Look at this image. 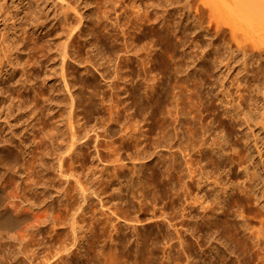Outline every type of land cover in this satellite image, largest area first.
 <instances>
[{
    "label": "rangeland",
    "instance_id": "374dc122",
    "mask_svg": "<svg viewBox=\"0 0 264 264\" xmlns=\"http://www.w3.org/2000/svg\"><path fill=\"white\" fill-rule=\"evenodd\" d=\"M160 1L65 0L67 4L64 7L55 0H0V142L4 140L6 145L14 143L12 147L18 149L19 153L14 166L4 167L0 163V264H260L261 261L264 264V194H261L264 188V154L261 158L256 148L257 142L264 153V75L259 74V69L264 68V55L255 65L249 61V74L246 71L240 72L244 66L243 55L234 53L233 58L226 48H222L225 53L222 49V53L216 50L210 45L211 36L205 34L203 28L197 27L199 20L194 6L202 3L200 0H172L174 3L162 0L163 7ZM195 1L200 2L197 4ZM221 3L220 15L234 21L237 16L231 13L233 9L228 4ZM173 7L175 14L171 10ZM145 8L149 11H145ZM35 9L45 19L47 27L38 30L40 37H29L19 45L22 32H33L34 23L30 18L35 16ZM31 11L33 14L29 16ZM159 11L165 15L162 16ZM63 13L68 16L65 24L59 21ZM164 16L168 20L163 19ZM109 18L113 21H109ZM133 19L136 20L133 22ZM143 19L149 22L146 20V23ZM205 19L207 23L208 17ZM168 23L176 32L183 30L182 27L185 26L192 27V30L198 29L197 32L202 35L201 41L199 38L195 39L194 35L188 37L176 32H171V35L170 32H164V35L161 30ZM255 23L258 24L257 28L256 24L252 28L247 27V32H264V18L260 23ZM207 25L208 23L204 24L206 27ZM261 26V29L258 28ZM72 29L73 44L70 40V56L67 58L65 73L76 98L75 104L78 105L74 107L77 111L73 112V124L80 136L86 137L81 142L89 141L90 144L80 147L82 150L79 148L72 151L77 152L76 155L71 152L65 157L68 162H63L66 164L63 169L69 176L61 177L56 152L67 149L69 136L64 132L69 131L67 106L71 103V96L62 81L63 74L54 53L64 40V33ZM29 35L31 34L27 33ZM186 43L188 45L185 47ZM19 46L23 48L20 58ZM170 47L171 50L173 47L174 49L170 51ZM194 48H199L200 53ZM214 53H220L221 56L224 54L225 57H222L225 62L218 63L214 76H211V65L207 64L206 67H210L207 70L204 61L212 60L211 64L215 66L216 63H213L214 59L210 56ZM47 58L51 60L47 62ZM20 59L24 64H18ZM53 66L58 68L54 75L51 74ZM238 78L241 80L237 81ZM257 82L260 87L254 86ZM20 85L26 87L17 90ZM252 96H255L254 100H251ZM245 98L246 104L237 107L241 99ZM232 99L235 100V108L229 102ZM251 101H256L254 106ZM175 105L177 106L174 107ZM10 107L13 108L12 112ZM223 109L231 111L230 116L241 109L250 111L253 119L251 128L240 125L241 117H234L232 120L238 122V126L231 133L227 122L232 117L224 116L225 114H221L222 118L216 117L219 111H225ZM167 110L172 112H169L170 118ZM163 114L164 118L161 117ZM171 115H174L173 118ZM114 121H118L117 124ZM108 122L120 125L119 128L116 127L120 131L115 129V134L108 135ZM12 130L16 132L12 133ZM247 131L249 135L245 134ZM253 131L256 137H252ZM243 134L248 136V147L253 155L249 170L229 163L237 146H245L247 149V145L240 144L243 143L241 141L239 143V135ZM55 135L57 138L54 139ZM61 138L63 141H60ZM95 138L101 140H98L100 144ZM219 140L223 142L225 155L218 149ZM3 143L1 142L0 147ZM170 143L171 146L174 145L173 149L170 148ZM198 144L203 148L208 146L204 149L208 148L207 151L218 155L224 166L221 165L218 170V166L209 164L206 160L198 162L197 158L203 155L201 150H204ZM181 149L185 156H193L189 157L195 160L193 169L196 171L193 175L196 183H200L189 191L190 194L187 193L184 182L188 178L192 180L187 166L184 175L177 171L178 168L174 170L173 178L168 175V167L171 165L169 154L177 150L180 156ZM207 151L204 152L209 153ZM119 152L128 156L130 154L138 168L129 164L130 161L117 162ZM180 157L181 161L185 158L182 155ZM235 166L237 169L233 174L231 167ZM254 168L260 171L262 179H259V185L254 184V195L219 194L224 191L223 187L248 184L246 176L255 172ZM181 175L182 178H179ZM132 183L135 185L132 186ZM172 185L174 189L176 187L175 192L180 194H171L169 186ZM81 187L86 191L82 192ZM65 189H68L67 192ZM213 189L214 194H205L213 193ZM4 219H15V223L6 225L3 223ZM113 224L121 225L114 227ZM74 228L77 231L75 233ZM239 234L242 239H238ZM256 234L258 237L262 235V239H258ZM76 236L82 240L76 242ZM239 259L242 260L241 263Z\"/></svg>",
    "mask_w": 264,
    "mask_h": 264
},
{
    "label": "bare ground",
    "instance_id": "6f19581e",
    "mask_svg": "<svg viewBox=\"0 0 264 264\" xmlns=\"http://www.w3.org/2000/svg\"><path fill=\"white\" fill-rule=\"evenodd\" d=\"M31 1H34V0H30V2ZM55 1H59L64 7H66V4H65V0H55ZM67 1V0H66ZM147 1V0H146ZM162 1V0H161ZM160 1V2H161ZM167 1V0H166ZM177 1V0H176ZM188 1V0H187ZM198 1V0H197ZM202 2V3H199V2ZM197 4L198 5H196V6H194V10H195V7H196V13H197V18H198V20H199V26H197L198 28L199 27H201V29L203 28L204 30H205V34L207 33L208 34V36L210 35L211 36V40L209 41L210 42V45H212L213 46V48H215L216 50H218V51H221V49L222 48H226V49H228V50H226V51H229L230 50V53L232 54V56H233V58H234V53H240V54H242L243 56L242 57H244V61H243V65L244 66H242V70L240 71V72H242L243 73V71H246V74L248 73L249 74V70H250V66H249V61H251L252 62V64H257V62L259 61H261L262 60V56L264 55V32H247V31H249V29H247V27L249 28V27H251L252 28V26L253 25H255L256 23L255 22H258V23H260V21L264 18L263 16H264V0H200ZM163 2L164 1H162V7H163ZM173 1L171 0V3H172ZM179 2V1H178ZM220 2H222L223 4L225 3V4H228L227 6H230V9L232 10L233 9V11L231 12L232 14H234L235 16H237V18L234 20L233 18H231V19H233L234 21H230L229 19H226L225 17H224V15L222 16V15H220V12H219V10L221 11V5H219V3ZM174 3V2H173ZM180 3V2H179ZM221 3V4H222ZM175 4H177V3H175ZM149 5V4H148ZM153 5H155V4H153ZM165 5V4H164ZM168 5V4H167ZM189 5H190V3H189ZM135 6V5H134ZM138 6V5H137ZM147 6V5H146ZM159 8H160V6L159 5H157ZM223 6V5H222ZM69 7V6H68ZM67 7V8H68ZM136 7V6H135ZM139 7V6H138ZM141 7V6H140ZM143 7V6H142ZM149 7L150 6H148L147 8L149 9ZM158 7H157V9H158ZM161 7V8H162ZM29 8H30V5H29ZM137 8V7H136ZM151 8H153V7H151ZM172 8V7H171ZM170 8V9H171ZM181 8V7H180ZM112 9V8H111ZM114 9V8H113ZM146 9V8H145ZM148 9H146L145 11H149ZM153 9H155V8H153ZM163 9V8H162ZM167 10H169V8H166ZM179 9V8H178ZM178 9H176V10H178ZM182 9V8H181ZM224 9V8H223ZM226 9H228V8H226ZM110 10V9H109ZM139 10V9H138ZM137 10V11H138ZM156 10V9H155ZM171 10H173L174 11V7H173V9H171ZM229 10V9H228ZM227 10V11H228ZM108 11V10H107ZM116 11H117V9H116ZM141 11V10H140ZM139 11V12H140ZM154 11V10H153ZM180 11V10H179ZM224 11V10H223ZM33 11H31L30 13H29V16H31L33 13H32ZM34 12H36V9L34 10ZM123 12H124V10H123ZM142 12H144V11H142ZM160 12V11H159ZM159 12H158V15H159ZM162 12H164L163 10H162ZM166 12V11H165ZM168 12H170V11H168ZM167 12V13H168ZM172 12V11H171ZM219 12V13H218ZM225 12V11H224ZM105 13H107V12H105ZM116 13V12H115ZM124 13H126V12H124ZM145 13H147V12H145ZM149 13V12H148ZM150 13H152V12H150ZM157 13V12H156ZM155 13V14H156ZM161 13V12H160ZM176 12L174 11V13L173 14H175ZM195 13V14H196ZM230 13V12H229ZM81 14V13H80ZM80 14H79V16H80ZM117 14V13H116ZM127 14V13H126ZM138 14V13H137ZM140 14V13H139ZM153 14V13H152ZM162 14V16L163 15H165V14H163V13H161ZM177 14H179V12L177 13ZM121 15H122V13H121ZM207 15V16H206ZM226 15V14H225ZM81 16H83V15H81ZM87 16V15H86ZM103 16V15H102ZM105 16V15H104ZM130 16V15H129ZM132 16V15H131ZM143 16H144V14H143ZM148 16V15H147ZM147 16H145L146 18H148ZM150 16H151V14H150ZM171 16V15H170ZM170 16H168V18L170 17ZM195 16V15H194ZM68 16L66 15V14H62L61 16H60V22H63L64 24H65V20H66V18H67ZM85 16H83V18H84ZM90 17V16H89ZM107 17H108V15H107ZM109 17H110V13H109ZM120 17V16H119ZM137 17V16H136ZM138 17H139V15H138ZM137 17V18H138ZM145 17H143V18H145ZM160 17V16H159ZM172 17H174V16H172ZM196 17V16H195ZM206 17H208V21H207V23H208V25H207V27L206 26H204V24L206 25L207 23H205L206 21L205 20H207V19H205ZM42 17L40 16V15H38V13L36 12L35 13V16L33 17V18H30V20L34 23V25L32 26V31L33 32H22L23 34L20 36V38H19V45H21V43H23L25 40H27L29 37H32V38H34L35 36H39L40 37V35H38L37 34V32H38V30H41L42 28H46L47 27V25H46V23H44L45 22V19L44 18H42ZM81 18V17H80ZM82 18V19H83ZM104 18H106V17H104ZM133 18V17H132ZM134 18H135V15H134ZM140 18V17H139ZM138 18V19H139ZM151 18H152V16H151ZM157 18V17H156ZM162 18V17H161ZM160 18V19H161ZM167 18V16L165 17L164 16V18L163 19H166ZM87 19V18H86ZM109 19H111V18H109ZM101 20V19H100ZM105 20V19H104ZM107 20H108V18H107ZM129 20H131V17H130V19ZM134 20H136V19H133V22H134ZM147 20V19H146ZM145 19H143V21H146ZM148 20H149V18H148ZM147 20V21H148ZM151 20V19H150ZM166 20H168V19H166ZM183 20V19H182ZM67 21V20H66ZM109 21H113L112 19L111 20H109ZM139 21V20H138ZM141 21V20H140ZM147 21H146V23H147ZM156 21V20H155ZM154 21V22H155ZM158 21V20H157ZM165 21V20H164ZM173 21V20H172ZM82 22V21H81ZM84 22V21H83ZM82 22V23H83ZM106 22V21H105ZM104 22V23H105ZM132 22V23H133ZM149 22V21H148ZM158 22H160V21H158ZM166 23H167V21H165ZM164 22V23H165ZM177 22H179V21H177ZM181 22V21H180ZM62 23V24H63ZM67 23V22H66ZM114 23V22H113ZM112 23V24H113ZM138 23H140V22H138ZM190 23V22H189ZM196 23V24H197ZM74 24V23H73ZM72 24V25H73ZM77 24V23H76ZM103 24V23H102ZM111 24V23H110ZM130 24H131V22H130ZM141 24V23H140ZM169 24V23H168ZM168 24H165V26H164V29L163 30H161L162 31V33H164V32H170V35H171V32H176V30L175 29H172V27H170V24L168 25ZM183 24V23H182ZM191 24V23H190ZM197 24V25H198ZM69 25V24H68ZM68 25L66 26V27H68ZM83 25V24H82ZM81 25V26H82ZM86 25V24H85ZM106 25V24H105ZM132 25V24H131ZM146 25V24H145ZM159 25V24H158ZM157 25V26H158ZM181 25V24H180ZM260 25V24H259ZM65 26V25H64ZM71 26V25H70ZM109 25H107V27H108ZM112 26V25H111ZM122 26V25H121ZM125 26V25H124ZM133 26V25H132ZM137 26H138V24H137ZM140 26V25H139ZM142 26H143V24H142ZM148 26H150V24H148ZM160 27H161V25H159ZM182 26V25H181ZM257 26H258V24H256L255 25V27L257 28ZM84 27V26H83ZM86 27H89V26H86ZM115 27V26H114ZM160 27H158V28H160ZM175 27V26H174ZM194 27V26H193ZM196 27V26H195ZM254 27V26H253ZM263 26H261V27H258V28H262ZM69 28V27H68ZM71 28V27H70ZM74 28V27H73ZM111 28V27H110ZM113 28V27H112ZM117 28H119V27H117ZM121 28V27H120ZM142 28V27H141ZM144 28V27H143ZM148 28V27H147ZM152 28V27H151ZM181 28V27H180ZM183 28V30H181V31H179V32H176V33H181V34H183V35H186V36H188V37H190V36H192V35H194L193 37L196 39H198L199 38V40H200V38H202V35L201 34H199L197 31H198V29L197 30H192V27H190V26H188V27H182ZM255 28V29H256ZM264 28V27H263ZM65 29V28H64ZM114 29V28H113ZM122 30H123V27L121 28ZM120 29V30H121ZM150 29V28H149ZM153 29V28H152ZM196 29V28H195ZM200 29V28H199ZM202 29V30H203ZM246 31H245V30ZM254 29V28H253ZM260 29L258 30V31H260ZM92 30V32H93V29H91ZM98 30V29H97ZM112 30V29H111ZM110 30V31H111ZM116 30V29H115ZM119 30V29H118ZM121 30V31H122ZM144 30V29H143ZM160 30V29H159ZM202 30H200L199 32L201 33V31ZM213 30V32H211ZM85 31H87V29L85 30ZM117 31V30H116ZM125 31V30H124ZM138 31V30H137ZM150 31H152V30H150ZM158 31V30H157ZM191 31V32H190ZM207 31V32H206ZM262 31V30H261ZM84 32V31H83ZM104 32V31H103ZM115 32V31H114ZM27 33L28 34H31V35H29V36H27ZM32 33L34 34V35H32ZM86 33V32H85ZM161 33V32H160ZM161 33V34H162ZM176 33H175V35H176ZM84 34V33H83ZM82 34V35H83ZM87 34V33H86ZM168 34V33H167ZM166 34V35H167ZM203 34V33H202ZM64 40L63 41H61L60 42V44H59V48H58V50H57V52L56 53H54V56L56 55V57H55V59H58V61H59V69H61V71H62V74H63V78H62V81L65 83V87H66V90L68 91V93H70V96H71V103L67 106V111H68V115H69V124H68V129H69V131L68 132H64V134H67L68 136H69V139L67 140L68 142H67V149L65 150V151H63L62 149V151H59L58 152V150H57V152H56V155L58 156V157H56L57 159H58V169H59V171L61 172V174L60 175H62L61 177H68L69 176V173L68 174H66V171H65V169H63V168H65L64 167V165H66V164H63V162L64 161H67L66 160V156L67 155H70L71 154V152L72 151H74V150H76V149H79L80 147H83L84 145L86 146V145H89L88 144V142L89 141H87V142H85V143H82L83 141V139H85L86 137H82V136H80V134H79V130L77 131L76 129H75V125L73 124V112L74 111H77V110H74V107H75V100H76V98H75V95H74V92H73V90L71 89V86H69V79L66 77V73H65V65H66V63H67V58L70 56L69 55V52L68 51H70V49L71 48H68L69 46H71L70 45V40H71V38L74 36V32H73V29H72V31L70 30V32H65L64 33ZM85 35V34H84ZM164 35H165V33H164ZM174 35V36H175ZM34 36V37H33ZM42 36V35H41ZM76 36V35H75ZM163 36V35H162ZM161 36V37H162ZM178 36V35H177ZM176 36V37H177ZM84 37V36H83ZM114 37V36H113ZM206 37V36H205ZM107 38H109V37H107ZM160 38V37H159ZM168 38H171V37H168ZM167 38V39H168ZM85 39V38H84ZM166 39V38H165ZM205 39H207V38H205ZM83 40V39H82ZM203 40V39H202ZM201 41V40H200ZM206 40H204V42H205ZM71 42H72V40H71ZM195 43V42H194ZM202 43H203V41H202ZM72 44H73V42H72ZM207 44H209V43H207ZM188 44L186 43V45H185V47L187 46ZM193 44H191V46H192ZM173 46V45H172ZM176 46V45H175ZM195 46V45H194ZM193 46V47H194ZM20 48H19V50H18V55H19V58H20V54L23 52V48L21 49V46H19ZM167 47H168V45H167ZM180 47H182V46H180ZM190 47V46H189ZM188 47V48H189ZM171 48L172 47H170V51H172L173 49H174V47H173V49L171 50ZM179 48V47H178ZM52 49V48H51ZM69 49V50H68ZM168 49V48H167ZM195 49V48H194ZM199 48H197V49H195V50H198ZM55 50V49H54ZM223 50V53H225L226 51L224 50V49H222ZM53 52V51H52ZM197 52H199V50L197 51ZM200 53V52H199ZM202 53V52H201ZM221 53H222V51H221ZM17 54V53H16ZM71 55H72V52L70 53ZM230 54V55H231ZM201 55V54H200ZM214 55V56H213ZM224 55V54H223ZM222 55V56H223ZM238 55V54H237ZM52 56H53V54H52ZM204 56V55H203ZM202 56V57H203ZM209 55L207 54V56L206 57H208ZM210 56H212V58L214 59L213 61V63H216V64H214L215 66H213V64H211L212 63V60H211V62L210 61H208L207 59H205V61H204V63L206 64H204V66L206 67L207 66V64H210L211 65V76H214V71H215V68L216 67H218V63H224L225 62V60H224V58L223 57H225V56H221L220 55V53H214V54H211ZM231 56V57H232ZM91 57V56H90ZM186 57V56H185ZM52 60H54V58H52V57H50ZM48 59L47 60V62L48 61H50L51 59ZM72 58V57H71ZM129 58V57H128ZM139 58V57H138ZM200 58H201V56H200ZM70 59V58H69ZM68 59V60H69ZM75 59V58H74ZM74 59H71V60H74ZM90 59V58H89ZM204 59V58H203ZM225 59H227V58H225ZM232 59V58H231ZM230 59V60H231ZM76 60V59H75ZM74 60V61H75ZM194 61H195V59H193ZM197 60V59H196ZM209 60H210V58H209ZM37 61V60H36ZM41 61V60H40ZM60 61H61V63H60ZM92 61V60H91ZM141 61V60H140ZM139 61V62H140ZM193 61V62H194ZM199 61V60H198ZM197 61V62H198ZM203 61V60H202ZM18 64H24L22 61H21V59H20V61L18 60ZM77 62V61H76ZM90 62V61H89ZM93 62V61H92ZM201 62V61H200ZM226 62H228V60L226 61ZM142 63H143V61H142ZM188 63V62H187ZM195 65H198V64H196V63H194ZM200 64H202V62L200 63ZM229 64V63H228ZM231 64V63H230ZM55 65V64H54ZM93 65V64H92ZM146 65V64H145ZM191 65V64H190ZM226 65V64H225ZM67 66V65H66ZM189 66V65H188ZM193 66V65H192ZM201 66V65H200ZM203 66V65H202ZM68 67V66H67ZM92 67V66H91ZM96 67H97V65H96ZM95 67V68H96ZM209 67V66H208ZM208 67H206L207 68V70H209L210 69V67L208 68ZM53 68H54V71H52L51 72V74L52 75H54L55 73H56V71H55V69H58V68H55V66H53ZM188 68V67H187ZM186 67H185V69H187ZM189 68H190V66H189ZM197 68V67H196ZM195 68V69H196ZM200 68H202V67H200ZM69 69V68H68ZM182 69V68H181ZM198 69H199V67H198ZM23 70H25V71H27L26 69H23ZM180 71V70H179ZM178 71V72H179ZM182 71V70H181ZM186 71V70H185ZM197 71V70H196ZM184 72V71H183ZM239 72V73H240ZM27 73V72H26ZM25 73V74H26ZM182 73V72H181ZM208 73V72H207ZM209 73H210V71H209ZM188 73L186 72V75H187ZM191 74V73H190ZM241 74V73H240ZM259 74H262V75H264V68H261V70L259 69ZM104 76V75H103ZM177 76H180V75H178L177 74ZM188 76V75H187ZM207 76H210L209 74L207 75ZM26 77H28V75L26 76ZM47 77V76H46ZM189 77V76H188ZM191 77V76H190ZM216 77V76H215ZM71 78V77H70ZM178 78V77H177ZM185 78V77H184ZM211 78V77H210ZM214 78V77H213ZM47 79V78H46ZM46 79H44V80H46ZM179 79V78H178ZM183 79V78H182ZM43 80V81H44ZM71 80H73V79H71ZM181 80V79H180ZM188 80V79H187ZM194 80V79H193ZM214 80V79H213ZM239 80H241V78H238L237 79V81H239ZM27 81V80H26ZM56 81V80H55ZM178 81V80H177ZM215 81H216V79H215ZM181 82V81H180ZM184 82V81H183ZM185 82H188V81H185ZM190 82V81H189ZM22 83V82H21ZM24 83H26V82H24ZM28 83L29 82H27V85H28ZM46 83V82H45ZM58 83H60L59 81H58ZM62 83V82H61ZM111 83H113V82H111ZM114 83H116V82H114ZM117 84V83H116ZM31 85H33V84H31ZM56 85H57V83H56ZM109 85H110V83H109ZM119 85V84H118ZM118 85H116V86H118ZM120 85H121V83H120ZM119 85V86H120ZM150 85V84H149ZM159 85V84H158ZM161 85V84H160ZM63 86V85H62ZM114 86V85H113ZM155 86V85H154ZM239 86H240V83H239ZM255 87L257 86V87H260V85H259V83L257 82L255 85H254ZM253 86V87H254ZM21 87H26L25 85H20V87L17 89V90H20L21 89ZM74 87V86H73ZM161 87V86H160ZM159 87V88H160ZM193 87V86H192ZM39 88V87H38ZM50 88H51V86H50ZM120 88V87H119ZM149 88V87H148ZM195 88V87H194ZM240 88V87H239ZM51 89H53V88H51ZM61 89V88H60ZM73 89H75V88H73ZM150 89V88H149ZM155 89V88H154ZM42 90V89H41ZM153 90V89H152ZM214 90V89H213ZM253 90V89H252ZM256 90V89H255ZM127 91V90H126ZM126 91H124V92H126ZM146 91H148V90H146ZM253 92V91H252ZM256 92V91H255ZM65 93V92H64ZM150 93V92H149ZM154 93V92H153ZM164 93V92H163ZM57 94V93H56ZM67 94V93H66ZM65 94V95H66ZM162 94V93H161ZM241 94V93H240ZM252 94H254V93H252ZM38 95V94H37ZM51 95V94H50ZM67 95H69V94H67ZM79 95V94H78ZM163 95V94H162ZM122 96V95H121ZM120 95H119V97H121ZM239 96V95H238ZM243 96V95H242ZM55 97H57V99H58V96H55ZM55 97H53V98H55ZM155 96H153V98H154ZM240 97V96H239ZM253 97H255V96H252V99L251 100H254V98ZM121 98H123V97H121ZM158 99V98H157ZM156 99V100H157ZM161 99H162V97H161ZM50 99H48V101H49ZM121 100V99H120ZM119 99H118V101H120ZM139 100H137V102H138ZM143 101V100H142ZM159 101V100H158ZM235 101V100H234ZM233 99L230 101L229 100V102L230 103H232L233 104ZM52 102V101H51ZM58 102H61V101H58ZM123 102V101H122ZM140 102V101H139ZM246 102H247V98H245V99H241V101L239 102V104L237 105V107L239 106V108H240V106H242L243 104H246ZM251 103H252V101H251ZM250 103V104H251ZM255 103H256V101H254L253 103H252V105L254 106L255 105ZM137 104V103H136ZM249 104V105H250ZM169 105H171V104H169ZM168 105V106H169ZM251 105V106H252ZM76 106H78V105H76ZM177 105H175L174 107H176ZM227 106V105H226ZM232 106V105H231ZM231 106H229V107H231ZM220 107H221V105H220ZM228 107V106H227ZM226 107V108H227ZM236 107V104H233V107L232 108H235ZM250 107V106H249ZM23 108V107H22ZM225 108V109H226ZM9 109H11V112L13 111L12 109L13 108H9ZM19 109H20V107H19ZM32 109V108H31ZM174 109V108H173ZM225 109H223V110H225ZM170 110H171V108H170ZM220 110V109H219ZM250 110H251V108H250ZM33 111V110H32ZM66 111V112H67ZM167 112H168V115L170 114L169 112H171V111H169V110H167ZM223 112V111H222ZM230 112L231 111H229V110H225L223 113H221V111H219V114H218V116H216V117H218V118H222L221 116L223 115V114H225L224 116H229V117H232L231 118V120L229 121V122H227V123H229V128L231 129V133H232V131H234L236 128H237V126H238V122L237 123H235V121L234 120H232V119H234V117H241L242 118V122H240V125L242 124L243 126H245V125H247L249 128H251V126H250V123H252L253 122V119H252V117H251V115H250V111H244V109H241L239 112H237V113H235V114H233V115H231L230 116ZM29 113H30V111H29ZM28 113V114H29ZM161 113H162V111H161ZM164 113V112H163ZM25 114V113H24ZM23 114V115H24ZM32 114H33V112H32ZM64 114V113H63ZM77 114V113H76ZM158 114V113H157ZM171 114H172V112H171ZM173 114H174V112H173ZM222 114V115H221ZM26 115V114H25ZM65 115V114H64ZM155 116H156V114H155ZM159 116H160V114H159ZM159 116H158V118H159ZM172 116V115H171ZM174 116V115H173ZM173 116L171 117V118H173ZM157 117V116H156ZM161 117H163L164 118V114H163V116H161ZM162 118V119H163ZM168 118H170V115L168 116ZM48 119V118H47ZM159 119H161V118H159ZM264 119V116H262V120ZM48 120H50V118L48 119ZM241 120V119H240ZM262 120H261V122H262ZM76 121V120H75ZM78 121V120H77ZM111 121V120H110ZM163 121V120H162ZM239 121V120H238ZM49 122H51V121H49ZM54 122V121H53ZM57 122V121H56ZM113 122V121H112ZM115 122V121H114ZM118 122V121H117ZM117 122H115L116 124H117ZM77 123V122H76ZM53 124V123H52ZM66 124V123H65ZM107 124V123H106ZM108 124H110L109 122H108ZM121 124V123H120ZM51 125V124H50ZM57 125H60V124H58V122H57ZM241 125V126H242ZM48 126H49V124H48ZM53 126V125H52ZM51 126V128H53ZM108 125H106V127H107ZM170 126H171V122H170ZM62 127H64L63 125H62ZM78 127V126H77ZM116 127H120V125H118V126H116L114 123H112V124H110L109 126H108V135H110V134H112L113 135V133L115 134V131L117 130H119L118 128L116 129ZM121 127H122V125H121ZM246 127V126H245ZM50 128V129H51ZM66 128V127H65ZM104 128V127H103ZM123 128V127H122ZM121 128V129H122ZM205 128V130L207 129L206 127H204ZM26 129H29V127L28 128H26ZM61 129V128H60ZM59 129V130H60ZM104 129H107V128H104ZM116 129V130H115ZM126 129V127L123 129V130H125ZM174 129H175V127H174ZM208 129H209V127H208ZM32 130V129H31ZM31 130H28V131H31ZM54 130V129H53ZM53 130H51L52 132H53ZM64 130H66V129H64ZM122 130V131H123ZM171 130V129H170ZM210 130V129H209ZM105 131V130H104ZM103 131V132H104ZM120 131V130H119ZM207 132H209L208 130H206ZM14 132H16V131H14V130H12V133H14ZM52 132H51V134H52ZM56 132V131H55ZM88 132V131H87ZM86 132V133H87ZM203 132V131H202ZM205 132V131H204ZM203 132V133H204ZM244 132V131H243ZM54 133V132H53ZM57 133V132H56ZM60 133H62V131L60 132ZM107 133V132H106ZM105 133V134H106ZM124 133H125V131H124ZM175 133H176V131H175ZM174 133V134H175ZM203 133H202V135H203ZM63 134V135H64ZM83 134V133H82ZM101 134V133H100ZM103 134V133H102ZM120 134V133H119ZM126 134V133H125ZM201 134V133H200ZM199 134V135H200ZM245 134H248V131L245 133ZM245 134H243V135H239V143H240V141L241 142H243V143H240V144H244V145H247V149H245L244 147H242V146H237V149L233 152V154H232V156L229 158V163L230 164H233V165H236L238 168H243V169H245V168H247L248 170H249V167H251L250 165H249V163H250V161H253L252 159H253V155H252V153L250 152V146H249V143H250V141H248L247 140V138H248V136H246ZM252 134V137H256V135L254 134V131L251 133ZM15 135V134H14ZM50 135V134H49ZM96 135H98V134H96ZM104 135V134H103ZM117 135V134H116ZM178 135V134H177ZM231 135V134H230ZM249 135V134H248ZM17 136V135H16ZM58 136H59V134H58ZM88 136H89V134H88ZM201 136V135H200ZM9 137V139H11L10 137V135L8 136ZM55 137L57 138V135H55L54 136V139H55ZM97 137H100V136H97ZM105 137V136H104ZM108 137V136H107ZM111 137V136H110ZM125 137V136H124ZM199 137V136H198ZM197 137V139H199ZM203 137H205V135H203ZM3 138H6L5 136L3 137ZM59 138V137H58ZM64 139H65V137H63ZM83 138V139H82ZM115 138V137H114ZM113 138V139H114ZM121 138V137H120ZM206 138V137H205ZM250 138V137H249ZM50 139V138H49ZM53 139V140H54ZM62 139V138H61ZM89 139V138H88ZM87 139V140H88ZM95 139H97V143H99L98 142V140H100V139H98V138H95ZM196 139V140H197ZM204 139V138H203ZM206 139H208V138H206ZM219 138H217V140H218ZM251 139V138H250ZM257 139H258V137H257ZM5 140H8V139H5ZM48 140V139H47ZM51 140V139H50ZM60 140V139H59ZM112 140V139H111ZM200 140H201V138H200ZM215 140V139H214ZM247 140V141H246ZM4 141V140H3ZM3 141H1L2 143H3ZM60 141H63V139L62 140H60ZM82 141V142H81ZM93 141V140H92ZM96 141V140H95ZM101 141V140H100ZM172 141V140H171ZM220 141V140H219ZM218 141V142H219ZM1 142H0V144H1ZM9 142V141H8ZM66 142V141H65ZM195 142V141H194ZM215 142V141H214ZM12 143V142H11ZM54 143V142H53ZM80 143V144H79ZM198 143V142H197ZM200 144H201V142H199ZM206 143H208V140H207V142ZM216 143V142H215ZM227 143V142H226ZM228 143H229V141H228ZM7 144V143H6ZM6 144H4L3 143V145H1V147H0V163L1 164H3L4 165V167L5 166H7V167H11L14 163H16V162H14L15 160H16V158H17V156H18V152H17V150L14 148V147H12V144H14V143H12V144H10V145H6ZM9 144V143H8ZM94 144H96V142L94 143ZM100 144V143H99ZM169 144V143H168ZM171 144L172 143H170V146H171ZM217 144V143H216ZM215 144V145H216ZM223 142H219V144H218V149L219 150H221L222 151V155H225V150H224V148H223ZM208 145V144H207ZM213 145H214V143H213ZM214 145V146H215ZM57 146V145H56ZM96 146V145H95ZM101 146V145H100ZM174 146V145H173ZM173 146H171L170 148H172ZM249 146V147H248ZM16 148H17V146H15ZM52 147V146H51ZM55 147V146H54ZM54 147L52 148V149H54ZM195 147H196V144H195ZM198 147H199V144H198ZM200 147H202L203 148V146H200ZM199 147V148H200ZM205 147H208V146H206L205 145ZM204 147V148H205ZM210 147H212V145H210ZM60 148V147H59ZM97 148H100V147H97ZM96 148V149H97ZM175 148V147H174ZM189 148V147H188ZM191 148V147H190ZM203 148V149H204ZM214 148V147H213ZM213 148H212V150H213ZM234 148H236V147H234ZM233 148V149H234ZM256 148L258 149V151H259V153H260V155H261V158L263 157V151H262V149L260 148V146H259V144L256 142ZM56 149V148H55ZM58 149V148H57ZM81 149V148H80ZM83 149V148H82ZM81 149V150H82ZM173 149V148H172ZM172 149H170V151L172 150ZM180 149V148H179ZM183 149V148H182ZM179 150V153L182 155V157H185L182 161H181V155L179 156L178 155V152H177V150H176V152L174 153V152H170V160H171V162H170V167H168V175H169V177H172V175H173V172H174V170L175 169H179V170H177V171H180V172H182V175H184L185 173H184V169L186 168V166H187V169H188V172L190 173V178L192 179V180H188V179H186L184 182H185V188H186V191H187V193L188 194H190V192L189 191H191L195 186H196V184H200V183H196V179H195V177H194V175H193V173H195V171L196 170H194L193 169V166H194V161L195 160H193L192 158L190 159L189 157L191 156V154L189 155V157L188 156H185L184 154H183V150ZM185 149V148H184ZM197 149V148H196ZM211 149V148H210ZM215 149L217 150V148L215 147ZM232 149V148H231ZM232 149V150H233ZM99 150V149H98ZM97 150V151H98ZM186 150H187V148H186ZM207 150H209L208 148L207 149H204V150H201V152H202V154L203 155H201V157H199V158H197L198 159V162H201V161H203V160H206L207 162H209V164L211 163L212 165H215V166H218V170H220L219 169V167L221 166V165H223L224 166V164H222V162L221 161H223V160H220V157L218 156V155H216V154H213V153H210V151H207ZM211 150V151H212ZM215 150V151H216ZM77 151V150H76ZM118 151H120V150H118ZM192 151V150H191ZM204 151H207V152H209V153H206V152H204ZM214 151V152H215ZM188 150H187V154H188ZM55 153V152H54ZM72 153H75V152H72ZM77 153V152H76ZM76 153H75V155H76ZM100 153V152H99ZM113 153H115V151L113 152ZM112 153V154H113ZM118 153V152H117ZM197 153V152H196ZM6 154H9V155H6ZM98 154V153H97ZM128 154V153H127ZM193 154V153H192ZM55 155V156H56ZM98 155H100V154H98ZM115 155V154H114ZM9 156V157H8ZM55 156H54V158H55ZM119 158H117L116 160H117V162H119V161H125V163L127 162V163H129V161H130V163L129 164H132L133 166H136V164L134 163V161L132 160L133 158H131V156H130V154H129V156L128 155H126L125 153H123V152H119V154L117 155ZM162 156V155H161ZM69 157V156H68ZM114 157V156H113ZM112 157V158H113ZM140 157V156H139ZM158 157H160V156H158ZM191 157H193V156H191ZM223 157V156H222ZM70 158V157H69ZM131 158V159H130ZM162 158V157H161ZM169 158V157H168ZM115 159V158H114ZM113 159V160H114ZM129 159V160H128ZM140 159V158H139ZM160 159V158H159ZM68 160H70V159H68ZM113 160H111L112 162H113ZM135 160V159H134ZM162 160V159H161ZM227 160V159H226ZM17 161V160H16ZM110 161V160H109ZM110 161V163H112ZM137 161H139V160H137ZM159 161V160H158ZM225 161V160H224ZM55 162H56V159H55ZM68 162V161H67ZM67 162H65V163H67ZM136 162V161H135ZM140 162V161H139ZM160 162V161H159ZM163 162V161H162ZM109 163V162H108ZM107 163V164H108ZM114 163V162H113ZM116 163V162H115ZM123 163V162H122ZM141 163V162H140ZM104 164H106V163H104ZM117 164V163H116ZM159 164V163H158ZM167 164V163H166ZM111 165V164H110ZM114 165L115 164H113L112 166L114 167ZM126 165V164H125ZM141 165H142V163H141ZM228 165V164H227ZM14 166V165H13ZM215 166H213V167H215ZM236 166L235 167H231V170H233L234 172H233V174L235 173V169H237L236 168ZM253 166V165H252ZM106 168H109V166H105ZM118 168H119V165L117 166ZM122 167V166H121ZM158 167V166H157ZM165 168H167V166H164ZM3 168V167H2ZM115 168H116V165H115ZM134 168V167H133ZM138 168V166H136V169ZM215 168H217V167H215ZM230 168V167H229ZM10 169V168H9ZM12 169V168H11ZM111 169V168H110ZM186 169V170H187ZM246 169V170H247ZM255 169V168H254ZM3 170V169H2ZM6 170H7V168H6ZM107 170H109V169H107ZM119 170V169H118ZM133 170H135V169H133ZM217 170V171H218ZM256 170V169H255ZM136 171V170H135ZM254 171V170H253ZM101 172H102V170H101ZM101 172H99V173H101ZM107 172V171H106ZM229 172H230V169L228 170V174H229ZM232 172V171H231ZM247 172V171H246ZM72 174H73V172H71ZM154 173V172H153ZM72 174H71V176H72ZM96 174H98V173H96ZM107 174V173H106ZM155 174V173H154ZM165 174H166V172H165ZM164 174V175H165ZM178 174H181V173H178ZM188 174V173H187ZM186 174V175H187ZM102 175H104V172L102 173ZM102 175L100 176V177H102ZM163 175V176H164ZM182 175H181V177H179V178H182ZM185 175V176H186ZM97 176H99V175H97ZM106 176V175H105ZM104 176V177H105ZM162 176V177H163ZM174 176V175H173ZM239 176V175H238ZM184 177V176H183ZM241 177V176H240ZM243 177V176H242ZM241 177V178H242ZM4 178H5V176H4ZM95 178H97V177H95ZM160 178V177H159ZM173 178V177H172ZM171 178V179H172ZM184 178H186V177H184ZM102 179V181H103V178H100V180ZM168 179V178H167ZM245 179V178H244ZM259 179H261V174H260V171H258V169L255 171V172H252V173H249L247 176H246V180L248 181V184H243L242 182V184L243 185H238L237 187L235 186V187H230L229 186V188H228V186L227 187H223L224 188V191L222 192V193H219V194H253L254 195V193H253V189H254V184H258V181H259ZM6 181H7V179H5ZM169 180V179H168ZM177 180V179H176ZM179 180V179H178ZM262 180V179H261ZM3 181V180H2ZM1 181V183H3ZM105 181V180H104ZM157 181V180H156ZM158 181H159V179H158ZM180 181V180H179ZM246 181V182H247ZM106 182V181H105ZM165 182V181H164ZM174 182H176V181H174ZM243 182H245V181H243ZM262 182V181H261ZM158 183H160V182H158ZM161 183H163V181L161 182ZM177 183H178V181H177ZM106 184V183H105ZM133 184V183H132ZM171 184V183H170ZM182 184V183H181ZM219 184V183H218ZM3 185V184H2ZM1 185V186H2ZM135 184H133L132 186H134ZM160 185V184H159ZM163 185V184H162ZM174 185V184H173ZM169 186L170 187V190L172 189V193L171 194H180V192H175V189H176V187H175V189L173 188L174 186ZM259 185V184H258ZM263 186H264V184H262ZM262 185L260 184V186L262 187ZM150 186H152V185H150ZM157 186V185H156ZM180 186V185H179ZM225 186V185H224ZM245 186H247V187H245ZM153 187H154V185H153ZM181 188H182V190L184 189L182 186H180ZM197 187V186H196ZM249 187H251V189H249ZM2 188H3V186H2ZM82 188V187H81ZM167 188V187H166ZM248 188V189H247ZM263 188V187H262ZM1 189V188H0ZM85 188H82L81 190H82V192L83 191H86V190H84ZM133 189V188H132ZM156 189H158V188H156ZM178 189H179V187H178ZM221 189V188H220ZM264 189V188H263ZM262 189V195L264 194V190ZM5 189H2V191H4ZM66 190H68V189H65V191ZM113 190H116V189H113ZM112 190V191H113ZM161 190V189H160ZM168 190V189H167ZM182 190H180V191H182ZM202 190H203V188H202ZM1 191V192H2ZM131 191H133V190H131ZM158 191V190H157ZM196 191V190H195ZM213 191V193L212 192H205V194H214V189L212 190ZM67 192V191H66ZM114 192V191H113ZM115 192H117V190L115 191ZM135 192V191H134ZM133 192V193H134ZM183 192V191H182ZM185 192V191H184ZM215 192H216V190H215ZM221 192V191H220ZM120 193V192H119ZM169 194H170V192H168ZM186 193V194H187ZM1 194V193H0ZM3 194V193H2ZM65 194H67V193H65ZM192 194V193H191ZM200 194V193H199ZM235 196V195H234ZM233 196V197H234ZM249 196V195H248ZM252 196V195H251ZM232 197V198H233ZM253 197V196H252ZM262 197H264V195L262 196ZM222 198V197H221ZM250 198V197H249ZM254 198V197H253ZM253 198H251V199H253ZM258 198H260V197H258ZM235 199V198H234ZM255 199V198H254ZM253 199V200H254ZM217 200V199H216ZM218 201V200H217ZM243 201V200H242ZM247 201V200H246ZM252 201V200H251ZM219 202V201H218ZM217 202V203H218ZM221 202H222V200H221ZM250 202V201H249ZM238 203V202H237ZM251 203H253V202H251ZM219 205V204H218ZM220 206V205H219ZM221 207V206H220ZM80 208V207H79ZM257 208V207H256ZM213 209V208H212ZM260 209V208H259ZM79 210H81V208L79 209ZM264 210V209H263ZM212 212H214V211H211V213ZM259 212H261V211H259ZM3 213V212H2ZM0 214H1V210H0ZM209 214V213H208ZM264 214V213H263ZM7 214H5V216H6ZM188 215V214H187ZM209 215H211V214H209ZM261 215V214H260ZM1 216V215H0ZM3 216H4V214H3ZM206 216L207 217H209L207 214H206ZM212 217V216H211ZM262 217H264V215L262 216ZM1 219V218H0ZM8 219H4L3 221V223L4 224H6V225H14V223H15V219L14 220H9V221H7ZM0 222L2 223V219L0 220ZM113 225H115V224H113ZM119 225V224H118ZM118 225H115L114 227H116V226H118ZM121 225V224H120ZM119 225V226H120ZM137 226V225H136ZM232 227V226H231ZM135 228V227H134ZM233 229V228H232ZM264 229V228H263ZM231 230V229H230ZM236 230V229H235ZM234 231V230H233ZM75 232H77L76 231V228H74V233ZM259 232V231H258ZM257 232V234H259ZM261 232H263V230L261 231ZM243 233V232H242ZM241 233V234H242ZM264 233V232H263ZM232 234H234V232H232ZM257 234H256V236H257ZM238 235V234H237ZM243 235V234H242ZM234 236V235H233ZM236 236V235H235ZM234 236V237H235ZM239 236H240V234H239ZM260 236H262V235H260ZM259 236V237H260ZM243 237H245V235H243ZM258 237V236H257ZM259 237H258V239H259ZM236 238V237H235ZM75 239H76V242H77V240H79V241H81L82 240V238H80V237H75ZM238 239H242L241 238V236L238 238ZM244 239V238H243ZM260 239H262V237H260ZM85 240V239H84ZM237 241V240H236ZM75 242V241H74ZM73 244V243H72ZM257 245V244H256ZM237 251V250H236ZM252 251H254V250H252ZM234 252V251H233ZM232 252V253H233ZM255 252H256V250H255ZM236 253V252H235ZM257 253V252H256ZM256 253H255V255H256ZM236 255V254H235ZM238 257H240V255L238 256ZM242 257V256H241ZM245 257V256H244ZM236 258V257H235ZM232 259V258H231ZM234 259V258H233ZM238 259V258H237ZM241 259H243L244 260V258H241ZM241 259H239V261L241 260ZM253 259V258H252ZM256 259V258H255ZM257 259H259V257L257 258ZM236 260V259H235ZM234 260V261H235ZM238 261V260H237ZM242 261V260H241ZM241 261H240V263H241ZM230 262V261H229ZM245 262V261H244ZM258 262H260V261H258ZM262 262V261H261ZM261 262H260V264H261ZM232 262H230V264H231ZM239 264V263H238ZM242 264H244V263H242Z\"/></svg>",
    "mask_w": 264,
    "mask_h": 264
}]
</instances>
